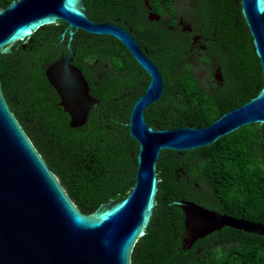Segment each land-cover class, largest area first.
Returning <instances> with one entry per match:
<instances>
[{"label": "trees", "instance_id": "obj_1", "mask_svg": "<svg viewBox=\"0 0 264 264\" xmlns=\"http://www.w3.org/2000/svg\"><path fill=\"white\" fill-rule=\"evenodd\" d=\"M10 1L0 0V7ZM174 1L150 0L157 10L161 5L164 9L162 25L148 22L143 0L84 1L89 19L128 30L125 22L138 44L152 50L148 56L163 78L161 98L144 111L145 121L153 129L207 126L254 97L262 86L259 61L239 0H188L186 16L205 54L199 61L207 76L204 81L189 59L194 53L192 33L167 19L178 12ZM65 26L63 22L45 25L27 40L26 48L15 42L11 54H0V89L70 201L79 212L90 215L100 205L124 198L134 184L138 146L129 136L128 116L148 79L115 38L75 30L71 40L74 65L89 82L93 72L84 61L108 64L111 73L104 87L92 82L90 92L100 102L104 119L97 124V118L89 115L86 125L70 128L68 116L58 111L44 81L45 67L60 50L66 52L67 31L57 43ZM137 28L144 32L141 39L135 34ZM120 84L128 89L125 105L121 110L112 109L109 101L121 96L122 91H117ZM113 157H118L117 164ZM104 159L106 165H102ZM156 172L160 179L157 209L146 234L131 250L130 264H264V237L228 227L183 250L184 215L170 204L192 201L221 214L264 224V124L241 127L195 150H162Z\"/></svg>", "mask_w": 264, "mask_h": 264}, {"label": "water", "instance_id": "obj_2", "mask_svg": "<svg viewBox=\"0 0 264 264\" xmlns=\"http://www.w3.org/2000/svg\"><path fill=\"white\" fill-rule=\"evenodd\" d=\"M84 1L11 0L1 6L0 54H11L15 42L27 41L39 28L63 22L68 53L49 65L45 76L60 99L59 106L69 116V127L77 128L86 123L89 110L99 101L89 95L81 71L71 64L75 30L110 36L122 44L149 78L128 116V133L138 146L134 184L124 198L102 204L90 215L79 212L10 111L0 89V264H130L131 250L146 234L157 209L160 152L195 150L241 127L264 124V0H239L260 65V90L207 126L175 129H153L144 118V111L163 92L156 64L128 30L89 19ZM170 204L184 215L183 250L224 227L264 237L263 223L221 214L192 201L174 200Z\"/></svg>", "mask_w": 264, "mask_h": 264}, {"label": "flooded vegetation", "instance_id": "obj_3", "mask_svg": "<svg viewBox=\"0 0 264 264\" xmlns=\"http://www.w3.org/2000/svg\"><path fill=\"white\" fill-rule=\"evenodd\" d=\"M233 2V1H232ZM143 8H144V15L146 16V18H147V20H148V22L149 23H153V24H155V25H162L163 23H164V18H163V16H164V9L162 8V5L159 7V9L157 10L156 8H155V6L153 5V3H152V5L150 4V0H143ZM173 6L175 7V11L177 10V11H179V10H181V8H183L184 9V5L182 6L181 4H180V1L179 0H175L174 2H173ZM181 12V11H180ZM123 26H125V27H127V29L128 30H131V27L130 26H128V25H126V23L125 22H123ZM169 27H171V26H169ZM65 29V28H64ZM141 28H137L136 30H135V34H136V36L138 37V38H143L144 37V32L143 31H141L140 30ZM63 32L65 33L66 31L65 30H63ZM62 32V33H63ZM62 33H61V36H60V39L57 41V43H61L62 42V39H64L65 38V35L62 37ZM135 37V36H134ZM27 42H29V41H26V42H22V48H26V44H27ZM67 43V42H66ZM66 46V45H65ZM140 46V45H139ZM141 47V46H140ZM72 48V47H71ZM14 49V46H13V48H12V50ZM66 49V48H65ZM141 49H142V51L144 52V54H146L147 56L148 55H150L151 53H152V50H149L147 47H141ZM127 50V49H126ZM128 51V50H127ZM68 53V51L66 50V52H64V51H62V50H60V53H59V55L50 63V64H48L46 67H45V70H46V68L49 66V65H51L54 61H56L62 54H67ZM74 56H75V54L73 53V56H72V61H71V64L72 65H74ZM149 57V56H148ZM150 58V57H149ZM151 59V58H150ZM152 60V59H151ZM93 63H91V62H87V61H84V63L88 66V70H91L92 69V72H93V76H89V79L91 80V82H89V80H88V78H87V76H84L83 75V73H82V70H81V68H78L80 71H81V73H82V75H83V77H84V79L86 80V82H87V84H88V88H89V95L91 96V89L92 88H94L93 87V85H92V82L94 83L95 82V84L96 85H99V86H102V87H104V84H105V82H106V79L105 78H107V75L108 74H110L111 73V67L108 65V64H101L100 62H97L96 60H94V61H92ZM137 64V63H136ZM138 65V64H137ZM75 66V65H74ZM157 66V65H156ZM76 67V66H75ZM158 67V66H157ZM159 69V68H158ZM45 70H44V81L46 82V84H47V86H45L47 89H49V96L51 97V99H52V101L55 103V106H56V108L58 109V111H60V110H62L63 112H64V110H63V108L61 107V106H59V103H60V99L58 98V95H57V93H56V91H55V89L50 85V83L48 82V80H47V78H46V76H45ZM138 70L140 71V72H143V73H145L146 74V72L141 68V67H139L138 68ZM160 71V70H159ZM146 76H147V79L149 80V78H148V75L146 74ZM118 87V88H117ZM116 88H117V91L118 92H121L122 91V93H120L121 94V96L120 97H117V96H113V99H110V101H109V107L110 108H112V109H118V110H121L123 107H124V105H125V100H124V96L125 95H128V89H126V88H124L123 87V84H120V85H118ZM127 87V86H126ZM138 91H140V89H138ZM113 92H115V91H113ZM112 92V93H113ZM127 92V93H126ZM114 94V93H113ZM93 99H95V100H97L96 98H94L93 96H91ZM98 101V100H97ZM65 113V112H64ZM100 113H101V106H100V102H99V104H98V106H93L90 110H89V113H88V116L89 115H92V116H94V117H96L97 119H96V121H97V124L98 123H101V121L104 119V117L105 116H100ZM66 114V113H65ZM67 115V114H66ZM68 116V115H67ZM68 118H69V116H68ZM88 118V117H87ZM84 125H86V123L84 124ZM83 125V126H84ZM82 127V126H81ZM77 128H79V127H77ZM97 143H95V145H96ZM105 149V148H104ZM113 159H114V157H113ZM94 162H92V164H94L95 165V159L93 160ZM110 161V163H112L111 162V159L109 160ZM119 161H118V157L116 158V159H114V163H118ZM102 165H106V163H105V159L103 160V162H102ZM136 167V166H135ZM59 182V181H58ZM60 184V183H59ZM63 189V188H62ZM64 190V189H63ZM65 191V190H64ZM66 193V192H65Z\"/></svg>", "mask_w": 264, "mask_h": 264}, {"label": "rangeland", "instance_id": "obj_4", "mask_svg": "<svg viewBox=\"0 0 264 264\" xmlns=\"http://www.w3.org/2000/svg\"><path fill=\"white\" fill-rule=\"evenodd\" d=\"M179 1L182 6L184 5V11L183 12L178 11L182 13V15L180 16L179 13L176 12L175 17H168L167 19L176 20L177 25H179L183 31L192 33L191 47L194 49V53H193V57L190 56L189 59L191 62H193L197 70L198 78L204 81L205 79H207V76H206L204 68L199 63L200 58L205 56V54L202 52L203 46L201 42L199 41V39L197 38V36L194 35V30L192 29V25L190 24L186 16V12H188V8L190 7L188 0H179ZM215 76L218 77L217 73H215Z\"/></svg>", "mask_w": 264, "mask_h": 264}]
</instances>
